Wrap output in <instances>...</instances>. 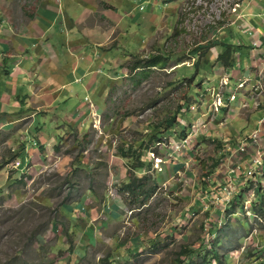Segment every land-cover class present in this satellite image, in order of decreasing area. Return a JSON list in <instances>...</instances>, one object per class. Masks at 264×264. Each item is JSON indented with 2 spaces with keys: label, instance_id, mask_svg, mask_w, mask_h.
Masks as SVG:
<instances>
[{
  "label": "rangeland",
  "instance_id": "374dc122",
  "mask_svg": "<svg viewBox=\"0 0 264 264\" xmlns=\"http://www.w3.org/2000/svg\"><path fill=\"white\" fill-rule=\"evenodd\" d=\"M13 1L19 23L42 11ZM97 1L89 27L104 41L85 26L48 46L57 61L61 42L90 40L99 77L56 78L41 90L61 91L52 107L51 95L35 104L39 89L17 98L21 82L1 99L0 264H206L212 247V264H264V0ZM221 41L233 43L232 73ZM74 51L67 60L85 63ZM153 55L166 64L135 76ZM247 73L262 79L245 91L233 78ZM132 177L154 186L147 204L123 190Z\"/></svg>",
  "mask_w": 264,
  "mask_h": 264
},
{
  "label": "crops",
  "instance_id": "0c3cea01",
  "mask_svg": "<svg viewBox=\"0 0 264 264\" xmlns=\"http://www.w3.org/2000/svg\"><path fill=\"white\" fill-rule=\"evenodd\" d=\"M8 1V2H7ZM22 1V0H20ZM32 0H23L26 4ZM40 1L42 11L38 12H26V15L29 19L28 23H19L16 18L17 14L11 11V5H13V0H6V3L9 5L4 8V21L0 20V34L3 33V37L0 36V51H4V56L2 61H0V105L3 106L5 103L1 99H3L4 95L11 91L12 87L15 84L21 82L19 84L20 91L17 94H25L22 93L31 91L33 93L36 92V89H39L40 92L37 96L41 98H37L36 96L32 95V99L34 100L35 104L38 103L41 99H47L50 95L52 98V102L47 104V100H44V107H52L56 104L55 101H59L61 98V91L57 92L58 95L55 97L53 93H41L42 89L49 87L52 83L54 86L58 83H64V78H85L86 74H92V76L99 77L98 69H96V62L93 61L91 57L87 56V52L89 49L95 51L91 47V41L89 40L86 42L84 38V42L77 41L74 43L75 40L71 39V41L61 42V47L59 48L60 51L59 55L61 56L60 59L57 61H53L50 48L52 46H48L53 41L56 42L59 39H68V35L77 33V39L81 35L82 29L86 26L87 28L83 31L84 34H87L89 37H96L100 39L99 42H102L106 39V35L103 33L100 34L96 29H90L89 18L96 16V12L98 10V1L97 0H38ZM13 2V3H12ZM103 15L106 16L105 10H103ZM109 17V15H108ZM100 20H97L99 22ZM110 28L113 25H109ZM35 29V30H33ZM17 30L18 32H16ZM73 32V33H72ZM100 35V36H98ZM24 37L29 38V42H22ZM76 37V36H75ZM74 37V38H75ZM51 41V43H50ZM90 42V43H89ZM32 43V44H31ZM75 44V46H74ZM70 53H68L69 57H74L77 55L74 49L79 47V49L83 50L86 54L85 56V63L80 62L81 59L83 60L84 57L71 60L66 58L64 55V47H68ZM71 45V46H70ZM54 47V46H53ZM2 49V50H1ZM28 50L29 54H24V51ZM61 52V53H60ZM82 52V51H81ZM37 53L40 55L41 59L37 58ZM62 54V55H61ZM57 56V54H56ZM78 56V55H77ZM251 59V56L249 55ZM230 73L233 70L228 69ZM235 72V71H234ZM248 76V73L244 75V78H233L239 79L240 82H245L247 87H245V91H248V84H251L253 87L257 85L256 82L260 81L262 78H245ZM13 78L11 82L7 79ZM222 78L221 80H223ZM230 81V80H229ZM12 84V86H11ZM28 85V87L25 86ZM5 87L4 92L3 89ZM258 88V87H256ZM33 90V91H32ZM59 91V89H58ZM54 92V91H53ZM245 94V93H242ZM243 96V95H242ZM253 97V96H252ZM71 98V96L69 97ZM67 98L62 99V104L64 103ZM247 102V101H246ZM3 103V104H1ZM257 104V101L254 102ZM82 105V104H81ZM80 105V107H81ZM42 106V107H43ZM59 107V106H58ZM85 111H81V115L84 114ZM256 117V115H254ZM112 218L118 219L120 217L118 212L111 213ZM80 224H76L75 228L80 229ZM88 229L85 231V233Z\"/></svg>",
  "mask_w": 264,
  "mask_h": 264
},
{
  "label": "trees",
  "instance_id": "16d2710c",
  "mask_svg": "<svg viewBox=\"0 0 264 264\" xmlns=\"http://www.w3.org/2000/svg\"><path fill=\"white\" fill-rule=\"evenodd\" d=\"M223 45V51L220 53V55L218 56L219 61L222 62V64L226 67L231 69L232 67H234L235 65V61L234 58L232 57L233 54V43L231 42H225V41H221L220 42ZM218 42H212L210 43V47L216 46L218 45ZM208 46V47H209ZM205 46H201V48H204ZM239 51V50H237ZM166 63L162 62L161 56L160 55H153L150 56L149 58L146 59H138L135 61L134 66L131 67V71L136 72L135 76H139L140 74L143 76L146 72L145 69L146 68H152V67H156L159 65H165ZM189 80H192V78H189ZM173 122H175V120H173ZM173 124V123H172ZM146 177H143L142 179L138 180V178L132 177L130 182H128V184H126L123 188L124 191H127L129 194H131L133 197H140L143 196L144 200L143 203H148L149 199L154 195L155 193V188L154 186H147V184L145 182H143L145 180ZM149 181V180H148ZM261 188V186H259ZM257 188V194L258 196L256 197V199H264V193L262 192V190L260 188ZM264 201V200H263ZM263 201L261 200L260 203H263ZM255 206H258L259 208V204H257V202H254ZM257 208H255L256 210ZM260 211H258L261 216L264 217V205L261 204V208H259ZM257 211V210H256ZM221 243V242H220ZM213 251L216 259L220 258V256L217 254V251L213 249V247L211 249H207L205 250V255H204V260H206V264H212L211 260H208L207 257L208 255H210V252ZM194 251L188 249L187 247L184 248V250H182L181 254L182 255H186V254H193ZM183 264H186L187 262H182ZM188 264H192V262L190 261Z\"/></svg>",
  "mask_w": 264,
  "mask_h": 264
},
{
  "label": "built area",
  "instance_id": "2783aa9c",
  "mask_svg": "<svg viewBox=\"0 0 264 264\" xmlns=\"http://www.w3.org/2000/svg\"><path fill=\"white\" fill-rule=\"evenodd\" d=\"M227 84H228V82H226ZM244 85H245V82H240L239 84H238V88H243L244 87ZM236 98V95H234V94H232L231 96H230V99L231 100H233V99H235ZM223 98L221 97V96H219L218 98H217V103H216V107H217V109L219 108V107H221V106H223ZM258 137H259V133L256 131L254 134H253V137H251V138H247V139H245V140H243V142H242V144L243 145H246V144H249V142H250V140H257L258 139ZM245 147V146H244ZM245 149V148H244ZM254 163H255V165L256 166H260V165H262L263 163H264V160L262 159V155H259L258 154V156L254 159Z\"/></svg>",
  "mask_w": 264,
  "mask_h": 264
}]
</instances>
